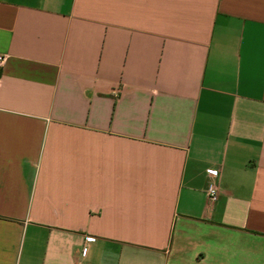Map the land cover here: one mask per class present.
I'll list each match as a JSON object with an SVG mask.
<instances>
[{
    "label": "crops",
    "instance_id": "obj_1",
    "mask_svg": "<svg viewBox=\"0 0 264 264\" xmlns=\"http://www.w3.org/2000/svg\"><path fill=\"white\" fill-rule=\"evenodd\" d=\"M0 59V264H264V0H0Z\"/></svg>",
    "mask_w": 264,
    "mask_h": 264
},
{
    "label": "built area",
    "instance_id": "obj_2",
    "mask_svg": "<svg viewBox=\"0 0 264 264\" xmlns=\"http://www.w3.org/2000/svg\"><path fill=\"white\" fill-rule=\"evenodd\" d=\"M2 62V59H0V63ZM206 195L210 202H214L218 198V186L216 182L212 181L208 185L206 189ZM86 241H89V239H86ZM81 256H85V251H82ZM77 264H83L82 262H78Z\"/></svg>",
    "mask_w": 264,
    "mask_h": 264
}]
</instances>
